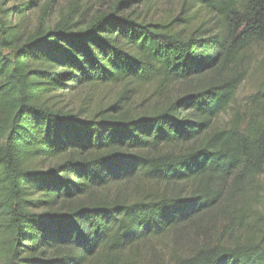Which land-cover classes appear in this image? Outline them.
Segmentation results:
<instances>
[{
	"label": "trees",
	"instance_id": "1",
	"mask_svg": "<svg viewBox=\"0 0 264 264\" xmlns=\"http://www.w3.org/2000/svg\"><path fill=\"white\" fill-rule=\"evenodd\" d=\"M62 1L47 26L58 0H0V264H130L155 240L157 264H264V82L258 113L216 122L264 0Z\"/></svg>",
	"mask_w": 264,
	"mask_h": 264
},
{
	"label": "rangeland",
	"instance_id": "2",
	"mask_svg": "<svg viewBox=\"0 0 264 264\" xmlns=\"http://www.w3.org/2000/svg\"><path fill=\"white\" fill-rule=\"evenodd\" d=\"M100 3L101 5L107 4L109 1L100 2L99 0H90L91 5H94V2ZM83 2V0H82ZM107 2V3H105ZM43 3V2H42ZM41 3V4H42ZM63 1L58 0L56 4H53L49 14L45 17L46 25L49 26L53 24L59 17V12L63 9ZM143 7H140L142 9ZM150 14H153L155 18L166 19L169 15H177L180 10V2L176 0H151ZM38 14V11H35L31 20L32 23L35 20V16ZM15 18H12V21ZM252 55L249 63V71L246 78L239 85L236 96L231 104L232 108L223 112L217 119V124H223L229 118V114H232L233 111L239 112V114L246 115L251 113H258L261 103L252 102L254 99V94L263 87L260 84L264 82V47H255L252 50ZM142 92H139L138 103L145 106L148 104L152 98V89L149 87H143ZM107 89V88H106ZM102 88L94 94L88 100L89 107L95 106L99 103L105 104L110 99L108 98L105 90ZM97 92H100L97 95ZM83 92L77 95H74L69 101L68 105L79 104L83 97ZM110 95L113 93L110 91ZM108 98V99H107ZM88 108V107H87ZM169 244L166 241H151L147 246L142 247L140 252L135 256L134 260L130 264H157L158 261L165 258V255L169 253Z\"/></svg>",
	"mask_w": 264,
	"mask_h": 264
}]
</instances>
